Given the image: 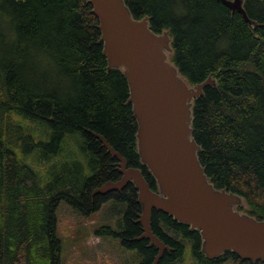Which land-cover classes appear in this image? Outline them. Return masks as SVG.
Here are the masks:
<instances>
[{
  "label": "trees",
  "instance_id": "16d2710c",
  "mask_svg": "<svg viewBox=\"0 0 264 264\" xmlns=\"http://www.w3.org/2000/svg\"><path fill=\"white\" fill-rule=\"evenodd\" d=\"M124 2L153 32L169 33L168 60L189 86L214 80L192 102L198 160L215 189L242 199L238 212L264 220V0H243L250 24L218 0ZM96 25L87 0H0V264L66 262L60 203L83 216L103 204L105 223L90 235L132 251L124 264H151L156 254L147 241H132L141 231L131 183L91 198L119 178L91 133L155 186L137 154L127 83L121 69H107ZM151 229L172 249L158 264H177L187 244L195 264H264L231 252L207 260L198 232L160 212Z\"/></svg>",
  "mask_w": 264,
  "mask_h": 264
},
{
  "label": "water",
  "instance_id": "95a60500",
  "mask_svg": "<svg viewBox=\"0 0 264 264\" xmlns=\"http://www.w3.org/2000/svg\"><path fill=\"white\" fill-rule=\"evenodd\" d=\"M232 13L251 23L243 0H218ZM97 20L98 44L107 69H121L127 83V104L136 120V147L139 160L154 179L157 192L138 168L128 167L126 159L100 135L91 133L116 160L119 178L96 187L91 197L120 194L131 183L140 206L135 224L140 235L132 241H147L156 252L151 264H158L172 249L151 229L152 212H160L175 222L197 231L200 252L215 260L225 252L244 261L264 260V220L238 212L242 199L209 182L200 165V147L191 135L192 102L214 86L212 78L189 86L168 60L171 39L167 31L155 33L148 18L132 17L124 0H87Z\"/></svg>",
  "mask_w": 264,
  "mask_h": 264
},
{
  "label": "rangeland",
  "instance_id": "374dc122",
  "mask_svg": "<svg viewBox=\"0 0 264 264\" xmlns=\"http://www.w3.org/2000/svg\"><path fill=\"white\" fill-rule=\"evenodd\" d=\"M103 208L104 206H100L98 212L83 216L64 203L58 205L56 232L62 240L63 256L66 259L64 264H124L127 262L132 251L121 248L117 240H107L108 237L100 238L90 235L95 226L105 223L104 218L101 217ZM84 234L90 236L84 239ZM185 246V252L178 263L195 264V258L189 245ZM130 264L134 263L131 261ZM223 264H229V262Z\"/></svg>",
  "mask_w": 264,
  "mask_h": 264
},
{
  "label": "flooded vegetation",
  "instance_id": "af4514ba",
  "mask_svg": "<svg viewBox=\"0 0 264 264\" xmlns=\"http://www.w3.org/2000/svg\"><path fill=\"white\" fill-rule=\"evenodd\" d=\"M115 164H116V162L114 163V166H115ZM115 168H116V166H115ZM150 186V185H149ZM150 188H151V190H153V191H155V192H157V189H156V186H150ZM113 194H116V193H110V194H108L107 196H105L106 198L108 197V196H112ZM96 197V196H95ZM101 197V196H100ZM92 198V197H91ZM94 198V197H93ZM103 204H100L99 206H102ZM147 247V246H146Z\"/></svg>",
  "mask_w": 264,
  "mask_h": 264
}]
</instances>
